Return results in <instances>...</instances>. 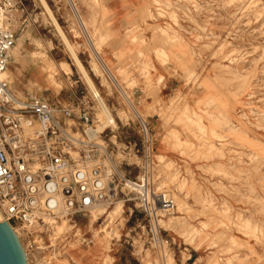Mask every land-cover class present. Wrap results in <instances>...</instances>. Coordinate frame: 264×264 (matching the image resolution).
<instances>
[{
  "label": "rangeland",
  "instance_id": "374dc122",
  "mask_svg": "<svg viewBox=\"0 0 264 264\" xmlns=\"http://www.w3.org/2000/svg\"><path fill=\"white\" fill-rule=\"evenodd\" d=\"M10 18L6 77L19 95L94 93L58 23L116 122L96 139L119 185L99 205L107 212L15 225L30 264H264V0H18ZM136 72L151 104L140 103ZM120 88L148 117L156 186L177 204L158 212L156 227L125 186L140 174L126 147L139 135ZM119 200L122 211L110 214Z\"/></svg>",
  "mask_w": 264,
  "mask_h": 264
},
{
  "label": "built area",
  "instance_id": "2783aa9c",
  "mask_svg": "<svg viewBox=\"0 0 264 264\" xmlns=\"http://www.w3.org/2000/svg\"><path fill=\"white\" fill-rule=\"evenodd\" d=\"M17 5L18 0H0V212L12 228L22 224L33 230L46 219L89 212L108 202L119 185L117 172H108L100 160V145L88 137L98 120L100 101L95 94L74 92L70 101H51L30 92L21 96L8 78H1L15 44L10 16ZM117 91L135 115L139 135V142L126 146L140 161V174L125 182L128 197L156 227L158 212L170 213L177 204L170 191L156 186L158 160L148 117L136 109L126 90ZM79 133L82 139L75 137ZM101 149L112 159L107 147ZM93 158L97 161L88 162ZM156 233L162 241L160 229Z\"/></svg>",
  "mask_w": 264,
  "mask_h": 264
},
{
  "label": "bare ground",
  "instance_id": "6f19581e",
  "mask_svg": "<svg viewBox=\"0 0 264 264\" xmlns=\"http://www.w3.org/2000/svg\"><path fill=\"white\" fill-rule=\"evenodd\" d=\"M44 1V0H43ZM46 6V5H45ZM47 7V6H46ZM46 9H48L49 10V8L47 7ZM49 13H50V10H49ZM51 14V13H50ZM52 15V14H51ZM79 18L81 19V17L79 16ZM82 20V19H81ZM82 23H83V29L85 30V33H86V27H85V24H84V22L82 21ZM57 27H58V29H59V31H60V33L62 34V36H63V38H64V40L68 43V45H69V47H70V49H71V51H72V54L74 55V57H75V59H76V61H77V63H78V66H79V68L82 70V72L84 73V75H85V78H86V80H87V82H88V84H89V86H90V88H91V90L94 92L93 94H95L96 96H97V98H98V100L100 101V106L102 107V109H103V115H102V117L99 119V120H97V123H98V125H97V127L96 128H93V129H91L90 131H88V137H89V139H98V133H100L102 130H103V128H106V127H108V126H110V125H115V119H114V116H113V114H112V112L110 111V109L107 107V105H106V103L103 101V97L101 96V94L99 93V91L97 90V88H96V86H95V84H94V82L92 81V79L90 78V76L87 74V72H86V70H85V68H84V66H83V64L80 62V60L78 59V57H77V55H76V52H75V50L71 47V45L69 44V42H68V39H67V37L65 36V34L63 33V31H62V29H61V27L59 26V24L57 23ZM93 47V46H92ZM8 71V69L4 72V73H2L1 74V78H8V77H6V75H7V72ZM161 79V78H160ZM177 97H175V98H173V99H175V100H177L176 99ZM173 101V100H172ZM178 101V100H177ZM171 103V102H170ZM176 103V102H175ZM170 105V104H169ZM100 117V116H99ZM98 117V118H99ZM73 156H74V158H78L79 157V153L78 152H73ZM158 157H161V158H164V156L163 155H161V154H159L158 155ZM88 162H92V160H89ZM93 164V163H92ZM111 171V169H108V172H110ZM110 186H111V188H112V190L114 189L113 188V185H112V183L110 182ZM103 205V204H102ZM100 208H101V206H97V207H94V208H92L91 210H90V212L92 211V214H93V216H95V217H97V211L98 212H102V213H105V212H107V210H105V209H102V210H100ZM122 208H123V206H122V201H117L116 202V205L114 206V208L110 211V214H119L121 211H122ZM93 209H95V210H93ZM0 215L2 216V218H1V216H0V220L1 221H3V215L1 214V212H0ZM163 216V215H162ZM48 220V219H47ZM49 221V220H48ZM159 222L158 223H161L160 221H161V219H159L158 220ZM163 223H165V221L164 222H162V224ZM166 224V223H165ZM13 230H15V228H12ZM190 229H192V231H194L195 229L192 227V226H190Z\"/></svg>",
  "mask_w": 264,
  "mask_h": 264
},
{
  "label": "water",
  "instance_id": "95a60500",
  "mask_svg": "<svg viewBox=\"0 0 264 264\" xmlns=\"http://www.w3.org/2000/svg\"><path fill=\"white\" fill-rule=\"evenodd\" d=\"M0 264H30L28 253L12 226L0 220Z\"/></svg>",
  "mask_w": 264,
  "mask_h": 264
},
{
  "label": "crops",
  "instance_id": "0c3cea01",
  "mask_svg": "<svg viewBox=\"0 0 264 264\" xmlns=\"http://www.w3.org/2000/svg\"><path fill=\"white\" fill-rule=\"evenodd\" d=\"M109 7L113 10V5L109 4ZM113 34H114L115 39L121 38V35H120L121 32L118 31L117 28L115 30H113ZM155 67H156L157 71H161L163 69V65L158 63V62L155 63ZM134 77H135L136 81L138 82V86H136L137 87V91H139L141 93V101H140V103L142 105L145 102L148 103V104H151L153 102V97L149 96V94H148V93H150L151 89H149L147 87L146 81L144 79V76H142L140 73L136 72V73H134ZM154 77L156 79L157 75L155 74ZM157 152H158L157 154H164V153H166V149L163 146L159 145L157 147Z\"/></svg>",
  "mask_w": 264,
  "mask_h": 264
}]
</instances>
